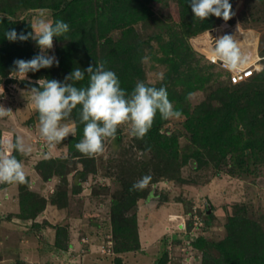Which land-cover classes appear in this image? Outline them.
I'll return each mask as SVG.
<instances>
[{
    "label": "rangeland",
    "instance_id": "374dc122",
    "mask_svg": "<svg viewBox=\"0 0 264 264\" xmlns=\"http://www.w3.org/2000/svg\"><path fill=\"white\" fill-rule=\"evenodd\" d=\"M231 4L232 21L223 20L211 30L189 35L174 48V54L167 42L177 32L178 0H149L145 18L151 19L133 26L141 46L134 56H138L135 69L127 72L129 80L134 85L144 81L165 87L174 109L182 114L179 119H163L160 128L162 134L175 135L173 163L167 159L166 164L161 153L140 149L125 125L118 128L114 140L104 142L105 151L94 157L78 154L73 159L74 148L70 150L65 141L47 147L38 131V113L31 105L30 94H22L28 84L7 73L10 81L0 84V104L14 114L0 119V140L21 135L32 147L29 156L13 153L24 165L32 201L43 207L34 218L22 219L17 215L16 185L0 188V264H201L202 248L192 241L205 238V252L217 255L213 244L222 242L228 233L226 222L235 216L245 221V233L252 231L264 241V112H256L259 105L260 109L264 107L259 100L264 95V80L251 83L250 78L236 86L238 93L247 97L228 105L224 94L234 89L227 86L223 71L207 60L216 40L224 35H232L250 60L264 54V0H232ZM41 12L50 20H59L46 9L23 11L19 20L29 25L31 32L30 23ZM62 18L70 23L79 17L69 11ZM110 35L113 40L119 39L118 30ZM30 46L33 53H39L34 41ZM56 46L54 41L49 55H54ZM144 57H148L147 62H142ZM110 65L107 70H114V64ZM63 79L61 75L60 81ZM258 89L260 93L255 94ZM202 102L221 115L232 107L224 118V129L216 127V119L208 123V133L214 134L206 149L190 141L184 127ZM242 106L247 108L245 116L236 112ZM193 120L200 134L203 124L196 115ZM62 123L74 128L72 118ZM242 146L245 148L240 151ZM49 158L63 160L65 165L59 176L54 173L43 179L35 171V164ZM146 174L152 176L149 188L136 191L127 206L121 204L122 186ZM146 192L154 193L151 201L145 200ZM59 200L66 202L64 207L57 206ZM113 214L118 218L115 223L120 222V228L125 226L123 232L113 234ZM231 227L239 226L234 223ZM57 231L65 236L64 250L54 244Z\"/></svg>",
    "mask_w": 264,
    "mask_h": 264
},
{
    "label": "trees",
    "instance_id": "16d2710c",
    "mask_svg": "<svg viewBox=\"0 0 264 264\" xmlns=\"http://www.w3.org/2000/svg\"><path fill=\"white\" fill-rule=\"evenodd\" d=\"M148 1L149 0H0V84L5 85L10 81L6 76L7 73L11 72L14 68L13 62L15 60H29L37 55L31 50V40L24 42H10L4 36L5 31L15 29L18 33L24 32L27 34L29 32V25L26 26L23 20H19L20 14L23 11L28 10L46 9L52 12V14H54L53 16L56 15V17H59L56 19L63 20L66 23H68L67 19L62 17L64 14L69 13V11H74L75 15L79 18H73L71 20L72 22L68 23L70 31L66 33L65 36L60 38L54 37V41L57 45L54 55L59 60V66L57 67L54 65L49 69H41L36 73H29L28 76L30 80L35 81L40 78H47L60 81L61 75L65 77L66 73L68 72L67 74H69L75 67L85 69L89 64L103 61L106 69L111 68L112 65H110V63L114 64L113 69L115 71L112 69L110 70L118 74L117 77L120 81L121 88L130 93L135 85L129 80L130 76L127 72L131 73V71L135 69L134 64L137 61L136 57L138 56H134L138 54L139 47L141 46L139 38L137 37V32L134 30L133 26L142 23L146 19H151L145 18L146 14H149L148 9L146 8V3H148ZM231 1L232 0H229L230 3ZM178 5L180 8L178 11L179 21L174 25L177 32L175 35H170L172 40L167 42V47L172 54L176 51L174 48L181 46L182 41H184L189 35H193L206 29L211 30L223 21L222 18H217L215 16H211L205 21L193 20V13L191 11L189 0H178ZM88 12L90 14H87ZM85 15L90 16L89 18H84ZM228 21H232V18ZM244 24L245 23H240L243 27L245 26ZM115 30H118L119 32V39L117 40H113L110 35L111 32ZM177 33L179 34L178 40H176ZM260 57V60H263V67L260 71L255 73V75L253 74L254 76L252 75L248 78H252L251 83L264 80V54H261ZM218 70L220 72L222 71L220 69ZM173 71L176 72V70ZM125 74L127 77H125ZM223 74L225 75L224 77L228 84L227 86H232L228 82L227 73L223 71ZM23 82L28 84V82ZM87 84L88 78L86 76L85 80L79 82L77 86H87ZM238 85L232 86L233 88L231 89L234 90L228 94H224L229 101V103H227L228 105H235V103L239 102L242 98L244 99L247 97L246 93H238L239 91L235 88ZM28 86L30 87L29 84ZM259 91L261 90L258 89V92L255 94H259ZM259 100L264 104V95H261ZM207 105L208 104H204L203 102L200 103L195 108L196 110L193 114L196 115V117L199 118V122L203 124V131L200 132V134L196 129L193 115L192 117H188L184 122V127L187 131L186 134L189 135V140L197 142L198 146H201L204 149L210 147L208 142L211 139V135L214 134V131L213 134L208 133V123H211L216 119V127L224 129L226 126L225 119L228 118L227 115L231 113L232 108L229 107L230 109H225L221 115V113L218 114L216 111L211 110L210 106ZM260 106L261 105H259V109L256 111L257 113L264 112V107L260 109ZM246 110V107H240L239 110H236L237 115L245 116ZM79 112L80 106L78 105L71 114L74 128L76 129L75 136H69L64 140L70 146V150L74 148V153L71 155L73 159L79 156L78 154H81L75 148V144L83 137L84 125L80 122ZM162 122L163 119L160 117L159 113H157L154 123L146 136L143 139L134 138L132 140L142 150L150 149V151L152 150L154 153H161L164 160L167 161L166 164H168V160L170 159L173 163L176 156L175 135L160 133ZM213 137L214 136H212V138ZM219 139L220 138L217 137L215 139L216 142H219ZM216 146L217 144L215 147ZM243 148H245V146H242L240 151H242ZM218 149V152H220V148ZM194 151L197 152L198 149H194ZM252 153L253 150H250V154ZM13 155H16L17 157V154L13 153ZM64 165L65 161L63 160L49 158L38 161L35 164V171L41 178L47 179L54 173L59 176L61 168H64ZM8 184L9 183L0 184V188L8 186ZM14 184L17 187V200L19 205L18 217L28 220L34 218L43 207L42 203L37 206V204L32 201L34 196L28 191L26 184ZM132 185L133 182H128L126 185L122 186V191L119 197L122 201L121 204H126L127 206L129 200H132V197H134L136 191H130ZM136 194L137 193H135V195ZM148 194L149 192L145 193V200L148 197ZM65 203L66 202L62 201L57 202V206L60 207V205H62L61 207H64ZM120 213L121 212H119V215L121 216L123 213ZM241 218L242 217L239 216H235L234 219L233 217H229L225 225L226 230H228L227 235L222 242L213 244L218 250V253L215 256H210L205 252L203 247L207 243L205 238L198 237L192 241V245L202 248L201 264H264V250L262 249L264 247V241L263 239H260V236L257 234L254 235L252 231H246L245 233L243 229L245 228L246 223ZM120 219L121 222L124 223V220L119 218V221ZM115 221L117 222L118 218L113 214V234L119 230L123 232L125 226L122 224V228H120V222L115 223ZM234 223H238L239 227L236 229L231 227V224L233 225ZM34 227L37 226L34 225ZM61 239L62 244L60 241ZM54 244L57 248L63 250L67 247L65 236L61 235L60 231H57ZM260 249H262L261 252L259 251ZM116 259L118 263L119 260L118 258ZM159 264H162V261L159 262Z\"/></svg>",
    "mask_w": 264,
    "mask_h": 264
},
{
    "label": "clouds",
    "instance_id": "9594fccd",
    "mask_svg": "<svg viewBox=\"0 0 264 264\" xmlns=\"http://www.w3.org/2000/svg\"><path fill=\"white\" fill-rule=\"evenodd\" d=\"M189 3L193 20L205 21L215 16L227 22L234 15L229 0H189ZM30 26L32 31L27 34L11 29L6 30L4 36L10 42L32 40L40 50L29 60H15L10 78L27 81L30 85L26 90H22V94H30L31 105L38 113V131L47 147H56L70 135L75 136L76 129L62 122L70 120L78 105L79 119L84 127L83 137L75 144V148L87 157L102 154L105 151L104 142L108 139L114 140L118 128L122 125L127 127L130 137L143 139L151 129L157 113L164 120L181 117V112L174 109L165 87L157 88L144 81H137L129 93L121 88L117 75L107 70L103 61L89 64L85 69L75 67L64 77L63 82L47 78L30 80L29 73L49 69L54 65L59 66L58 58L48 53L54 47V37H63L70 31L68 23L63 20H50L43 12ZM212 55L221 61L227 70L233 72L243 70L250 62V55L241 49L232 35L217 39ZM255 58H258L257 62L260 64L261 57ZM147 60L148 57H144L142 62ZM86 76L87 86L78 87L77 84L84 81ZM163 78L161 73L159 79L162 81ZM191 96L192 93H189L188 97ZM13 114L11 108L0 104V119L11 117ZM13 152L29 156L32 147L26 144L21 135H16L10 140H0V184H28L24 165ZM151 183L152 176L146 174L133 183L130 191H144ZM153 198L154 193L149 192L146 199L151 201Z\"/></svg>",
    "mask_w": 264,
    "mask_h": 264
},
{
    "label": "built area",
    "instance_id": "2783aa9c",
    "mask_svg": "<svg viewBox=\"0 0 264 264\" xmlns=\"http://www.w3.org/2000/svg\"><path fill=\"white\" fill-rule=\"evenodd\" d=\"M207 59L209 60V63L215 65L217 68L227 73L228 82L232 86L243 83L245 80L251 77L256 70H259L261 68V65L257 62L258 58L250 60L249 64L243 70L235 72L227 70L223 66L222 62L212 55V52L207 55Z\"/></svg>",
    "mask_w": 264,
    "mask_h": 264
},
{
    "label": "crops",
    "instance_id": "0c3cea01",
    "mask_svg": "<svg viewBox=\"0 0 264 264\" xmlns=\"http://www.w3.org/2000/svg\"><path fill=\"white\" fill-rule=\"evenodd\" d=\"M6 187L8 188L9 186H5V187H3V188H5V189H6ZM0 191H1V189H0Z\"/></svg>",
    "mask_w": 264,
    "mask_h": 264
},
{
    "label": "bare ground",
    "instance_id": "6f19581e",
    "mask_svg": "<svg viewBox=\"0 0 264 264\" xmlns=\"http://www.w3.org/2000/svg\"><path fill=\"white\" fill-rule=\"evenodd\" d=\"M245 48H246V46H245ZM252 55V54H251Z\"/></svg>",
    "mask_w": 264,
    "mask_h": 264
},
{
    "label": "water",
    "instance_id": "95a60500",
    "mask_svg": "<svg viewBox=\"0 0 264 264\" xmlns=\"http://www.w3.org/2000/svg\"><path fill=\"white\" fill-rule=\"evenodd\" d=\"M207 209V208H206Z\"/></svg>",
    "mask_w": 264,
    "mask_h": 264
}]
</instances>
